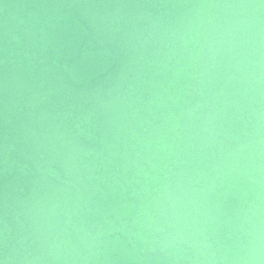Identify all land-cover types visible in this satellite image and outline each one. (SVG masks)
I'll return each instance as SVG.
<instances>
[{"label":"water","instance_id":"obj_1","mask_svg":"<svg viewBox=\"0 0 264 264\" xmlns=\"http://www.w3.org/2000/svg\"><path fill=\"white\" fill-rule=\"evenodd\" d=\"M257 217L262 0H0L10 264H197Z\"/></svg>","mask_w":264,"mask_h":264},{"label":"clouds","instance_id":"obj_2","mask_svg":"<svg viewBox=\"0 0 264 264\" xmlns=\"http://www.w3.org/2000/svg\"><path fill=\"white\" fill-rule=\"evenodd\" d=\"M264 2V0H262ZM251 7L252 5H243ZM250 240L241 252L234 256H223L213 253L211 256H202L197 264H264V222L257 217L256 223L253 225L249 233ZM211 248V245H206ZM11 257L7 252V244L5 251L0 255V264H10Z\"/></svg>","mask_w":264,"mask_h":264}]
</instances>
